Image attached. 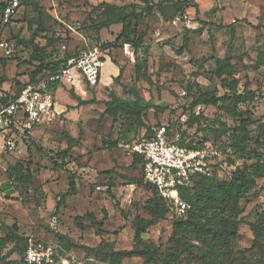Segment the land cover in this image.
Masks as SVG:
<instances>
[{"label": "rangeland", "instance_id": "obj_1", "mask_svg": "<svg viewBox=\"0 0 264 264\" xmlns=\"http://www.w3.org/2000/svg\"><path fill=\"white\" fill-rule=\"evenodd\" d=\"M149 1L153 6L162 5L144 16L139 25L145 32L146 53L143 48L135 52L128 42L113 41L120 23L96 33L97 24L109 17L102 2L126 6L125 12H129L128 4L136 9L143 6L137 0H39L42 13L28 7L24 18L14 24L12 32L24 39L34 34L40 44L51 35L58 37L54 47L60 56L97 46L109 57L102 67L101 82L87 88L97 103L75 105L20 140L15 152L0 154V264H19V250L11 251L16 248L13 237L30 234L59 240L67 264H108L105 254L109 251L140 245L133 240V227L141 218L153 220L141 235L142 242L154 244L163 256L171 254L176 264H264V178L255 179L256 185L236 208L218 201L206 206L208 223L217 233L199 237L180 234L179 241L171 237L174 216L159 202L155 189L145 183L139 166L130 165L131 155L124 148L125 143L141 136L147 125L175 121L174 126L185 137L201 139L228 157V164L216 172L221 180L230 179L232 166L241 169L264 160V65L259 60L264 57V0ZM181 1L175 11L176 2ZM184 14L189 23L181 17ZM176 17L174 24L171 20ZM185 33L189 44L178 54ZM105 42H112V47L103 49ZM124 44L133 50V60L123 50H119L122 58L116 55V49ZM30 50L31 45L24 49L18 45L12 58L0 60V77L6 78V86L34 67ZM217 59L225 62L222 77L215 73ZM140 60L146 65L137 64ZM116 66L124 71L114 81L111 75ZM221 78L233 82L236 92L255 94L238 105L246 133L237 134L246 139L237 145L232 131L238 129L239 119L219 107L197 106L194 111H201L205 119L190 126L186 122L190 102L198 91L228 94ZM68 86H61L63 93H57L59 103H63ZM86 87L83 79L77 80V93L82 94ZM111 97L123 102L115 120L102 113L104 102ZM116 100L111 104L118 103ZM133 102L136 105L130 109L128 103ZM225 105L231 107L230 101ZM131 110L133 113H128ZM70 138L78 140L63 162L56 153L72 143ZM111 140H117V146L107 147ZM17 162L23 165L24 181L8 183L7 167ZM69 175L74 176L76 193L58 208L54 230L48 221L59 195L68 188ZM76 216H84L83 229L76 226ZM144 261L142 256H130L120 264ZM146 264L159 263L151 255Z\"/></svg>", "mask_w": 264, "mask_h": 264}, {"label": "trees", "instance_id": "obj_2", "mask_svg": "<svg viewBox=\"0 0 264 264\" xmlns=\"http://www.w3.org/2000/svg\"><path fill=\"white\" fill-rule=\"evenodd\" d=\"M143 4V6L140 9H136L134 4H128L127 7L131 8L129 12H125L126 6H118L116 4H111L107 2H102L101 5L104 6L103 11H108V16L106 20L103 22L97 24L96 26V33L102 29L107 28L113 23H120V31L115 37L113 41H119L122 42H128L130 43L135 52L139 51V49L143 48L144 52L146 53V48L144 47V36L145 32L139 30V25L143 17L149 16L153 13V9H160L162 4H156L153 6L152 3H150L149 0H137ZM39 0H21L20 2V9L18 13L12 18L10 24L8 25L7 34L8 37L15 41L16 45L21 46L22 49H24L26 46L31 45V60L34 63V67L25 75H22L16 80H14L12 85H9L7 89H2L1 86L4 82H6V78L3 77V75L0 77V101L5 103L10 100H12L17 93L20 91V89L26 85L27 83H33L36 82L42 75H45L48 72H52L56 70L58 67L65 64L67 59L73 54L69 52H63L62 56L58 54V50L54 47L55 43L58 41V37L53 38V35H51L49 38L46 39V41L43 44L38 43L35 40V35L32 34L28 39H24L22 37H19L17 33L12 32V29L14 27V24L22 20L24 18V14L26 12V9L28 7L34 6L36 11L39 13L43 12V8L38 5ZM183 3L176 2V8L175 11H178L180 9L179 4ZM2 2L0 1V7ZM93 9L97 10L98 6H95ZM199 11L196 9V13ZM21 16L19 17L18 15ZM18 16V17H17ZM95 41H99L98 36L95 38ZM189 44V36L187 33H185L182 37V43L181 46L178 48L177 52L178 54H182L185 48ZM112 42H105L101 44V47L109 48L112 47ZM16 51L10 56V57H1L0 60H6L10 59L15 55ZM103 59V57H102ZM260 63L264 65V57L259 58ZM105 61V59H104ZM224 60L217 59V70H215V73L217 76L222 77L224 72V66L225 62ZM137 64H142L143 66L146 65V62L144 60H140ZM136 64V65H137ZM124 71L123 67L118 68V74L116 76H113L112 79L114 81H117L122 73ZM19 73V72H17ZM16 73V74H17ZM20 74V73H19ZM222 82L221 84H224L228 87L229 92L228 94L224 96H220L217 94V91H203L200 90L196 94L193 95L192 100L190 102V110L188 113V117L186 122L188 123L187 126L192 125L194 122H199L200 119H205L201 111H198L197 113L194 111V108L197 106H208L212 105L215 107H219L220 109L228 112L233 117H237L239 119V126L238 129H234L232 131L233 138V144L237 145L244 141L246 138L244 134L245 131V119L242 118V111L239 110L238 105L248 102L249 100H252L255 96L253 92H246V93H239L235 91V87L233 82L228 81L227 78H221ZM12 82V81H11ZM99 83V82H98ZM49 89L55 88V85H49ZM55 91V90H54ZM71 95L78 100V104H88V103H97L99 100H96L95 98H91L89 100H83L80 97L76 96L71 92ZM114 100L113 97H111L108 101L104 102L105 108L102 113H107L113 117V120L116 119L118 116L116 113H118L119 109H122L120 106L123 102L118 100V103L111 104ZM116 100V101H117ZM227 101H230L231 107H227L225 103ZM115 102V101H114ZM55 104H56V97L54 98V110H55ZM130 109H134L135 103H128ZM68 107V106H67ZM69 108V107H68ZM128 110V109H127ZM246 112V110H244ZM128 113H133V111H128ZM161 124V123H160ZM167 125L168 129H176L178 127H175V121H167L165 123ZM158 125V124H155ZM152 127L147 125L143 134L141 136H138L135 140L140 139L141 137H149L152 135ZM238 132H243L244 134L242 136H239L237 134ZM235 134H237L235 136ZM78 139L70 138V143L65 149L61 150L59 153H56L59 155L61 160L64 162L65 158L67 156L68 151L72 148L73 144ZM195 142L196 145H204L206 142H203L201 139H193L185 137L182 132V138L178 141L180 144H186L187 146H192V143ZM107 147H115L117 146V140H111V142H108ZM39 151H42L41 148L38 147ZM230 151L228 150L227 153ZM131 155V166H139L140 171L142 173V165H143V157L142 155L136 153V152H129ZM2 154V153H0ZM228 157L225 156L222 157L220 161L217 162V165L221 163L228 164L226 161ZM58 165V164H55ZM23 165L19 162L9 165L6 170L7 174V181L10 183L11 180H13L16 183H22L24 181L23 177ZM219 168L216 169L214 172H212L209 176L204 175H198L195 178V183L192 187V189L187 190L183 198L187 202L188 207L185 211V213L181 216H174V222L172 223V234L171 237H175L180 241L182 239V236L185 235H193L194 237L199 236H205L208 235L211 231L213 233H217L216 229L213 228L211 224L208 223L209 219L207 218V215L205 214L206 206L209 205L210 202L218 201L221 205L233 209L238 206L239 200L244 197L255 185V179L256 178H264V160L258 159L254 164H250L244 168H237L236 166H232V169L230 170V179L229 180H221L218 178ZM143 178V175H142ZM144 180V178H143ZM68 188L65 192L59 195L58 200L55 202V211L53 213L56 214L58 208L62 206L65 199L70 197L71 195H74L76 193V186L74 182V176L69 175V181H68ZM146 184L153 187L149 183L145 181ZM154 188V187H153ZM155 189V188H154ZM156 195H159L158 191L155 189ZM159 202L165 207L166 210V204L164 200L161 198V196H158ZM84 219V216H76L74 218V222L76 226L80 229L84 228V225L82 223V220ZM153 225L152 219H143L141 218L138 223L134 224L133 227V240L134 242L140 243V245H137V243H134L133 248L129 250H111L105 255L108 257L107 263L108 264H120V261L123 258L130 257V256H142L145 261L144 264L150 261L151 255H154L158 261L159 264H176V259L174 256H171V254H168L166 256H163L158 250V248L154 244H148L144 243L141 240V235L146 232V229ZM48 227L50 228L49 224ZM256 237L258 232L254 230ZM182 234V236H179ZM28 235L24 236H14L15 238V245L16 248L19 250V254L23 253L25 250V240ZM36 239H42L45 240L47 238L43 236H37L33 235ZM53 241L59 243V240L56 241L53 239ZM94 250H98L96 248H93ZM11 253V252H9ZM59 259H64L62 257V253L58 254ZM19 264H21L20 258L18 261ZM61 264V263H58Z\"/></svg>", "mask_w": 264, "mask_h": 264}, {"label": "built area", "instance_id": "obj_3", "mask_svg": "<svg viewBox=\"0 0 264 264\" xmlns=\"http://www.w3.org/2000/svg\"><path fill=\"white\" fill-rule=\"evenodd\" d=\"M0 1V52L4 57H10L18 45L8 37L7 29L21 7V0ZM181 17L189 23L185 14ZM177 19L179 17L171 22L176 24ZM116 50L119 58H122L119 50H123L131 60L134 59L129 44ZM114 55L113 51L111 57ZM107 57L108 54L97 46L78 50L56 70L42 75L36 82L24 85L12 100L5 103L0 101V153L15 152L20 140L27 137L33 128L53 120L56 114L54 90L58 85L72 82L78 74L88 86H96ZM49 85H55L54 90L49 89ZM151 132L149 137L125 143L124 148L127 152L142 155L144 180L158 191L173 216H181L188 207L183 198L184 193L192 189L198 175L209 176L216 169L224 167L225 163L217 165L223 157L222 152L210 144L196 145L193 142L192 146H187L178 143L182 132L168 129L165 123L153 126ZM57 221L56 215L50 216L48 224L51 229H57ZM62 250L57 242L36 239L30 234L26 237L20 261L21 264H67L66 258H58Z\"/></svg>", "mask_w": 264, "mask_h": 264}, {"label": "crops", "instance_id": "obj_4", "mask_svg": "<svg viewBox=\"0 0 264 264\" xmlns=\"http://www.w3.org/2000/svg\"><path fill=\"white\" fill-rule=\"evenodd\" d=\"M104 64H105V61H104V63H103V66H104ZM102 66V67H103ZM118 74V67L116 66V71L114 72V74H112L111 76L113 77V76H116ZM79 79H83L80 75H78V74H76L75 75V77H74V79H73V81L72 82H69L68 84H69V86L66 88L67 89V93H65V96L66 97H64V100H61L63 103H59V101L57 100V93H59V92H61V93H63L62 92V89H61V86H65L66 85V83H62V84H60V85H58V87L56 88V90H55V97H56V104H55V116L56 115H60V114H63V113H65L66 111H68L69 109L71 110L75 105H81V104H78V100L76 99V98H74L72 95H71V92H73V94L74 95H76V96H78V97H80L81 99H83V100H89V99H91V98H95V97H93V94L92 93H90L88 90H87V88H90L91 86H88L87 85V87H86V91L85 92H82V94H79V93H77V91H76V89H75V84H77V80H79ZM111 81V79L107 82V84L106 85H108L109 84V82ZM101 82V76H100V80H99V83ZM98 83V84H99ZM1 88L2 89H7L8 88V85L6 86V82H4L3 84H2V86H1ZM84 90V89H83ZM88 93H89V95H90V97L89 98H87V96H88ZM65 98H66V100H65ZM96 99V98H95ZM97 100V99H96ZM88 104H93V103H88ZM69 108H68V107ZM53 121V120H52ZM42 125H44V124H42ZM42 125H39V126H36L35 128H33L32 130H31V132H30V134H32V133H34V132H39L38 130L42 127ZM30 138H33L32 136H30ZM129 153V152H128ZM57 213V212H56ZM54 215H56L55 213H53ZM52 214V215H53ZM57 216V215H56ZM58 225V224H57Z\"/></svg>", "mask_w": 264, "mask_h": 264}]
</instances>
